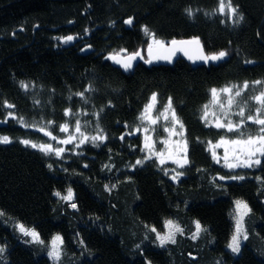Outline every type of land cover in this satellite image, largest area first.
I'll return each mask as SVG.
<instances>
[{
  "label": "trees",
  "instance_id": "16d2710c",
  "mask_svg": "<svg viewBox=\"0 0 264 264\" xmlns=\"http://www.w3.org/2000/svg\"><path fill=\"white\" fill-rule=\"evenodd\" d=\"M233 4L244 17L239 24L215 11L218 0H0V101L16 106L0 108V120L13 111L30 124L52 121L49 130L64 138L59 125L74 123L64 115L71 107L81 113V123L89 122L88 133L95 134L98 123L108 136L99 147L69 146L57 159L19 143L31 139L62 147L41 131L11 119L0 123V135L13 140L0 144V211L5 213L0 246L6 249L0 264H53L47 252L57 234L64 239L59 264H264V184L257 179L264 180V167L233 173L217 165L206 142L226 133L200 120L210 89L264 80V0ZM189 8L192 17L185 11ZM130 17L132 26L124 23ZM144 26L165 41L199 37L207 53L227 51L228 60L218 67L193 68L185 61L172 68L140 65L128 76L106 57L146 45ZM85 29L95 54L83 56L81 49H66L55 39L85 36ZM20 81L34 87L26 92ZM89 85L85 104L74 93ZM153 93L161 103L172 97L184 124L190 163L177 169L185 173L179 182L158 170L155 160L132 167L145 156L140 133L120 139L129 131L126 124L140 123L137 117ZM233 174L246 179L214 180ZM69 187L77 209L53 195H66ZM236 200L251 208L245 220L249 238L238 255L226 246L235 227ZM167 219L184 235L161 248L149 228L163 233ZM196 220L207 231L194 240ZM17 222L34 228L45 244L26 243L30 238L16 230Z\"/></svg>",
  "mask_w": 264,
  "mask_h": 264
},
{
  "label": "snow or ice",
  "instance_id": "6c2138e0",
  "mask_svg": "<svg viewBox=\"0 0 264 264\" xmlns=\"http://www.w3.org/2000/svg\"><path fill=\"white\" fill-rule=\"evenodd\" d=\"M189 17L194 15L191 8L185 10ZM222 16H227L229 20L239 24L243 19V15H238V7L234 6L233 0H218V7L215 10ZM223 22V21H222ZM128 26L133 25V19L130 17L124 21ZM23 31V28L20 29ZM144 35L148 38L147 43V57L142 54V50H134L129 52L127 49L121 48L119 51L113 50L106 59L113 61V63L120 65L125 71L132 69L134 63L141 59L146 64H152L154 60H165L169 63L172 62L173 57L177 53H182L193 63L196 60L203 61L204 63L217 62L223 60L229 55L227 51H219L215 53H205L199 37H193L189 40L175 38L170 41H165L159 38L156 33L152 32L146 26L142 28ZM88 29H85L87 34ZM15 35V33H13ZM62 44H67L77 39L76 36L68 35L65 37H56ZM195 46L191 48L190 46ZM90 47V45H89ZM194 53V55H193ZM245 63H254L251 60L245 61ZM20 87L24 91H28L30 87L24 81H20ZM91 85L82 92L74 93L75 96L81 98V100L87 104L88 98L85 97V92L91 91ZM210 101L203 105L200 116L201 122L205 127H214L217 130H224L227 133H233L234 135L229 137L228 135H221L219 139L213 143L207 141V146L212 154V158L216 163H220L223 160L222 166L227 168L229 172H235L238 168H258L264 167V80H255L252 82L244 81L242 84H230L222 88L210 89ZM72 97L69 96V100ZM34 103L39 104L36 100ZM160 105L158 108L157 106ZM16 106L7 100L0 101V108L14 109ZM83 115H88L87 112H83ZM64 115L66 117L74 118V123L68 121L59 125V131L65 133V138H60L57 135H53V132L49 130V127L53 124L52 121H48L47 124L42 123H28L23 116H18L13 111L6 113V118L0 120V123H7L8 119L16 121L21 127L33 128L37 131H41L49 139L56 141L59 145H74V148H80L85 143H91L93 147H99L104 143L108 136L104 130L97 123L94 131L95 134L87 132L89 122L85 121L81 123V120L77 117L81 115L80 112H73L72 108L65 109ZM93 116L99 117L98 113H92ZM237 117V119H233ZM137 119L140 121L135 128H130L129 125H125L129 128V131L120 136L121 140H124L127 135H135L136 133L143 134V147L140 149L145 152V156L142 159H137L135 165L143 166L146 160H152L155 158L158 170L164 172L166 176L174 182H179V179L185 175L182 171L177 169L185 168L189 163L188 159V140L185 135L184 124L176 114V110L173 106L172 97H168L167 102L161 103L158 99V94L153 93L148 102L144 105L143 110L140 112ZM163 120L164 124L161 125L160 121ZM249 125H255V130H250ZM158 127H161L164 133L168 135L164 138L157 139L153 134L157 132ZM151 133V134H150ZM180 136L181 139L172 141L171 137ZM13 140L8 135H0V144H10ZM157 142L163 145L162 148L157 149ZM19 143L25 147H31L42 152L45 156L53 155L57 159H63L66 151L65 147H54L51 143H38L31 139H19ZM204 143V141H201ZM175 145L172 147L171 145ZM223 148V156H219L215 149ZM82 155L83 153H75ZM171 162L175 168H165L164 165ZM52 168V165H48ZM84 167H87L85 164ZM104 167H109L105 165ZM170 173H175L170 175ZM232 180L243 181L246 179L245 175L233 174L230 176H218L214 180ZM257 179L264 184V180L260 177ZM114 187V186H113ZM106 190L108 187L106 186ZM53 195L57 196L61 200L70 203V207L77 209V204L72 202L74 200V193L71 187L67 189V194L62 195L60 192H54ZM251 213V208L248 203L243 200L235 201V210L233 219L235 221V227L230 241L226 245L227 248L233 254H239L241 252L242 243L247 241L249 236L245 228V218ZM5 215L0 211V217ZM195 231L191 235V239H198L202 232H206L201 223L196 220L193 222ZM14 227L24 237H29L30 240L26 243H35L44 245L45 242L41 239L40 234L34 229L26 227L21 223H15ZM146 227H149L146 225ZM164 231H158L155 227H150L149 230L156 234L155 239L159 242L158 246L163 248L168 244L176 243V236L184 235V229L175 221L167 219L164 221ZM81 243H83L81 241ZM64 239L59 234L55 235L51 239L50 247L47 255L52 259L53 264H59L61 256L63 254ZM5 247L0 246V258L5 252ZM151 264V262H147Z\"/></svg>",
  "mask_w": 264,
  "mask_h": 264
},
{
  "label": "rangeland",
  "instance_id": "374dc122",
  "mask_svg": "<svg viewBox=\"0 0 264 264\" xmlns=\"http://www.w3.org/2000/svg\"><path fill=\"white\" fill-rule=\"evenodd\" d=\"M73 25V24H72ZM73 36H76L77 37V39H75V40H73L72 42H70V43H67V44H62L63 46H64V48H66V49H72V48H77V49H81V51H80V54L81 55H83L82 53L84 52V51H86V48H88L89 47V45H90V38L92 37L91 36V34H87V35H85V36H83L82 34H74ZM193 47H195L194 45H193ZM90 48H92V50H93V53L95 52V49L90 45ZM145 50L146 51V53H147V44L146 45H144L143 47H141L139 50ZM89 52V51H88ZM146 53H145V55H146ZM95 54V53H94ZM83 56H86V55H83ZM221 65V64H220ZM164 67H166V66H164ZM207 67V66H206ZM215 67H218V66H215ZM169 68H172V67H169ZM158 107V106H157ZM233 119H237V117H233ZM160 124L161 125H163L164 124V121L163 120H161L160 121ZM63 134H65V133H63ZM151 134V133H150ZM140 135H141V138H142V147H143V134L142 133H140ZM157 139H161V138H164V137H166L168 134L167 133H164L163 132V130H162V128L161 127H158V129H157V132L155 133V134H153ZM186 135V134H185ZM65 136H66V134H65ZM65 138V137H64ZM171 139H172V141H177V140H180L181 139V137L180 136H173V137H171ZM85 144H87V143H85ZM84 144V145H85ZM62 147H65L66 148V150H68V147L69 146H72V147H74V145H61ZM83 146V145H82ZM172 147H175V145L173 144V145H171ZM156 147H157V149H160V148H162L163 147V145H161V144H159L158 142H157V145H156ZM76 149H78V148H76ZM215 151L217 152V154L219 155V156H223V152H224V150H223V148H218V149H215ZM144 153V155L146 154L145 152H143ZM152 160H155V158H153ZM148 161V160H147ZM156 161V160H155ZM169 164H172L171 162H169V163H167V164H165L164 166H166V165H169ZM217 165H219V166H221L223 169H226V170H228L227 168H225V167H223L222 166V164H223V160H221V162L220 163H216ZM172 165H174V164H172ZM245 170V169H247V170H255V169H257V168H251V169H249V168H238V169H236L235 170V172H233V173H236V171H239V170ZM229 171V170H228ZM248 217V216H247ZM245 220H246V218H245ZM246 226V225H245ZM246 241H244L243 243H242V246H243V244L245 243Z\"/></svg>",
  "mask_w": 264,
  "mask_h": 264
},
{
  "label": "water",
  "instance_id": "95a60500",
  "mask_svg": "<svg viewBox=\"0 0 264 264\" xmlns=\"http://www.w3.org/2000/svg\"><path fill=\"white\" fill-rule=\"evenodd\" d=\"M189 39H192V38H189ZM189 39H184V40H189ZM199 39H200L201 44H202V46H203L204 52L207 53L206 50H205V48H204V45H203V43H202L201 38H199ZM190 47H191V48H195V47H193V46H190ZM88 51H89V52H88ZM92 53H93L92 48L88 47V48H86V51H84L82 54H83V55H90V54H92ZM145 53H146V51L143 49V50H142V54H143L145 57H147V53H146V55H145ZM193 55H194V53H193ZM227 60H228V56L225 57L223 60H220V61H217V62H211V61H209L208 63H204L203 61L196 60V62L193 63L192 60H189V59H188L186 56H184L182 53H177L176 56L173 57V60H172L171 63H169V62H167V61H165V60H158V61L154 60V62H153L152 64H146V63H144L143 60L138 59V60L134 63L132 69H130L129 71H125L122 67H120V65L113 63V61H111V60H110V62H111V64H112L116 69H120L124 74H126V75L129 76V75H133V74L135 73L136 69H137L140 65H144V66H146V67H148V68L161 67V66L175 67L176 64H177L179 61H185V62H187L190 66H192L193 68H197V67H203V66H207V67H209V66H219L220 64H223V63L226 62Z\"/></svg>",
  "mask_w": 264,
  "mask_h": 264
}]
</instances>
